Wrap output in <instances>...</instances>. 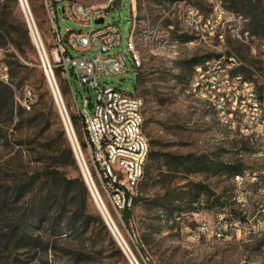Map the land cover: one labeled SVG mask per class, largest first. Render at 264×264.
I'll return each instance as SVG.
<instances>
[{"label":"rangeland","instance_id":"374dc122","mask_svg":"<svg viewBox=\"0 0 264 264\" xmlns=\"http://www.w3.org/2000/svg\"><path fill=\"white\" fill-rule=\"evenodd\" d=\"M88 4H104L106 0H81ZM174 2L182 5H196L204 13L210 7L204 0H122L116 1L109 9L106 22L115 23L120 32L119 46L112 48V53L128 49V38L133 25V12L137 11L136 19V51L141 59V66L136 67L131 52H128V72L109 78L102 77V82L118 88L128 94H137L138 73L142 84L138 94L145 102L144 133L150 147L158 153H171L177 157L176 162L167 165L162 157L148 160L152 168V178H143L138 202L131 210V219L127 222L124 212H116L102 189L101 182L95 171L94 164L83 148L81 141H86L77 110L84 108L88 101V111L92 112L97 99L96 92L87 84H82L70 68L68 80L63 71L56 74L57 55L56 40L52 30L49 12L43 0H27L39 38L43 47L46 65H50L56 84L62 94L77 140L82 150L86 167L94 181L96 190L116 225L124 248L121 249L115 236L108 227L90 189L86 202L85 215L100 216L107 227L95 220L89 225L78 224L72 230L65 224L52 225L45 223L38 214V206L30 210L22 201L10 205L6 211L0 212V229H6L10 217L16 211H27L35 219L34 225H28V234L35 241L26 247L15 248L0 243V264H260L264 260V237L233 236L218 239L215 235L217 226L216 214L226 205L232 211L233 219L242 215L234 204L235 183L231 180L233 170L225 165L231 160L222 149L223 130L218 118L212 110L189 92L190 84L195 75V64L192 59L199 57L206 60H218L227 53L236 52L246 64L261 74L264 71V59L253 54L251 47H258L262 34L252 26V14L264 9V0H222L224 7L233 13L248 19L245 28L253 31L254 37L247 38L244 34L227 28L223 38H204L201 34L184 27L182 20L183 7L172 9ZM259 7V8H258ZM58 10V26L63 38L67 29L80 30L81 27L66 18ZM258 9V11H257ZM20 12L24 19L25 13L20 3ZM258 14V13H257ZM27 21V19H26ZM28 23V22H27ZM98 26V25H97ZM264 27V23L262 24ZM86 30V28L84 29ZM177 42V47L173 45ZM36 46V45H35ZM72 56H79L69 49ZM16 50L11 44L0 46V80L9 83L14 90V101L26 109L32 106L38 97L39 84L34 80L22 81L19 77L12 78L8 64L12 58L9 54ZM30 66L34 61L44 71L40 53H30ZM45 73V71H44ZM250 76V72H246ZM46 76L48 88L54 94ZM63 87V90L61 88ZM55 108L62 117L54 98ZM73 116V121H72ZM58 119L51 117L50 130L43 132L35 124L23 125L18 129L17 119L12 121L8 114L0 117V130L7 135V142L0 141V185L14 181H27L28 178L42 171L51 164L49 153L44 150L47 136L59 140ZM74 122V123H73ZM65 129V127H64ZM66 132V130H65ZM66 137L70 143L69 137ZM234 141H230L233 144ZM71 145V144H70ZM75 156V154H74ZM76 158V156H75ZM77 161V159H76ZM202 163V164H201ZM79 171L82 170L77 161ZM71 177L78 171L74 166L63 168ZM84 178V177H83ZM47 186L39 191V197L47 192ZM32 188L26 190L32 194ZM163 200L167 207L160 208L154 203ZM71 206L65 210L53 206L49 215L69 216ZM156 215L164 220L158 221ZM39 219V220H38ZM40 220H43V222ZM159 222V223H158ZM207 225L208 229H203ZM199 234L198 236H194ZM110 237L122 251L118 254ZM137 262V263H136Z\"/></svg>","mask_w":264,"mask_h":264},{"label":"built area","instance_id":"2783aa9c","mask_svg":"<svg viewBox=\"0 0 264 264\" xmlns=\"http://www.w3.org/2000/svg\"><path fill=\"white\" fill-rule=\"evenodd\" d=\"M116 1L122 0H106L104 4L98 5L81 0H43L55 35L57 65L63 69L68 80L72 68L80 82L96 92L97 102L93 111H88L86 101L84 108L77 110V113L103 192L116 212L120 213L131 209L140 194L150 142L144 133L143 98L101 81L103 76L109 78L128 72V52L132 54L134 65L137 68L141 66L135 43V10L128 49L111 52L113 47L119 46L120 32L115 23L106 22V17ZM204 1L210 7L209 13H204L196 5H182L180 2H174L172 9L183 7L180 19L184 27L204 38L221 39L229 27L248 39L254 37L245 28L248 23L246 17L228 11L222 0ZM60 4L66 18L81 27L80 30L67 29L65 38L58 26ZM27 10L38 33L28 3ZM101 18L104 22L97 23ZM173 46L177 47V42ZM69 49L80 55L72 56ZM251 49L253 54H259L264 59V34L259 46H252ZM194 68L195 75L189 92L198 97L206 109L212 110L218 118L223 130L221 147L232 156L231 160L225 161V165L233 170V207L236 206L242 215L239 219H233L232 211L226 204L216 214L215 235L224 240L233 236L239 239L264 237V71L259 74L233 51L218 60L200 62ZM246 72H250V76ZM69 123L75 134L71 120ZM230 141H234L233 144ZM78 150L82 156L79 145ZM95 196L106 207L97 190ZM108 225L119 234L110 214ZM206 226L203 227L205 231L208 229ZM198 235L195 233L194 236ZM260 264H264V260Z\"/></svg>","mask_w":264,"mask_h":264},{"label":"trees","instance_id":"16d2710c","mask_svg":"<svg viewBox=\"0 0 264 264\" xmlns=\"http://www.w3.org/2000/svg\"><path fill=\"white\" fill-rule=\"evenodd\" d=\"M257 13L252 14L251 23L253 29L255 31L261 30L263 36L264 27H262V24L264 23V9L262 12L258 11ZM251 33L254 34L253 31ZM7 44H11L16 50L15 53L9 54V57L12 58V61L8 64L10 76L12 78L19 77L22 81L34 80L35 83L39 84L41 91L38 94L36 102L29 109H26L22 104L15 103L13 97L14 90L11 85L0 80V117L8 114L12 121L17 119L18 129L23 125L35 124L43 132L50 130L51 117H55L59 120L60 138L59 140H55L50 135L47 136L44 150L46 149L49 153L51 162L49 166L40 172L32 174L27 181L19 180L14 181L12 185L8 183L0 185V212L6 211V208L10 205H15L22 201L24 205L28 206L26 210H30L37 205V212L40 214V218L42 219V217L47 216V219H43L44 222L51 221L53 226L62 223L67 228L74 230L79 223L82 226H87L91 221L95 220L107 231L108 229L100 216L85 215L89 189L79 171L72 146L66 137L64 126L55 108L54 98L48 88L45 73L39 67L37 61H34L33 66L28 64L29 62H33L30 59V53H36V46L32 40L29 25L20 12L19 0H0V46H6ZM203 61L205 59L199 57L192 59V63L195 65ZM61 71L63 69L58 66L56 68V74H59ZM136 84L138 94L140 85L142 84V77L139 73ZM61 88L63 90L62 86ZM0 141L7 142V135L1 130ZM81 145L83 148H86V141H81ZM157 156L162 157L167 165L177 160V157L171 153H158L150 147L148 160ZM66 166H74L78 174L75 177H71L63 170ZM150 166L148 163L145 165V178H152L153 176ZM45 185L47 186V192L44 196L39 197V191V193L37 191L33 192L34 189H41ZM29 188H32L31 192L33 193L31 195H28L26 191ZM137 202L138 197L135 199L134 206ZM154 204L160 208L167 207L162 199L156 201ZM223 204H227V202L223 200ZM56 205L62 207L63 210L67 206H71V214L63 218L61 216L53 217V215H49L52 207ZM132 208L124 211V217L127 222L131 219ZM18 211L12 215L13 217H10L6 229H0V243L10 245L14 242L16 249L26 247L30 243H35L27 231L29 224L34 225V217L32 215L29 216L27 211ZM156 217L159 222L164 220L159 215H156ZM43 220H40V223ZM110 240L118 254L122 256V251L117 247L115 241L111 237Z\"/></svg>","mask_w":264,"mask_h":264},{"label":"water","instance_id":"95a60500","mask_svg":"<svg viewBox=\"0 0 264 264\" xmlns=\"http://www.w3.org/2000/svg\"><path fill=\"white\" fill-rule=\"evenodd\" d=\"M19 1H20L21 5L23 7V10H24V13H25V17H26L27 22L29 24V29H30V33H31L32 40H33L34 44L36 45V47H37V49H38V51L40 53V57H41V60H42V66H43L44 71H45V73L47 75V78H48V80L50 82L51 89L53 91L54 98H55L56 103L58 105V108H59V111H60V114H61V117H62V121H63L64 127H65V130H66V133H67V135L69 137L70 144L72 146L73 152H74V154L76 156V159H77V161L79 163V166H80V168L82 170L84 180L86 182L87 187L90 189V191H91V193H92V195H93V197H94V199H95V201H96V203H97V205H98V207H99V209H100V211H101V213H102V215H103V217H104V219H105V221H106V223L108 225L107 216L105 215L104 211L102 210L101 206L99 205V202L96 199V196H95V193L93 191V188H92V186H91V184H90V182L88 180L87 173L89 174V172H88V170L86 168V165L84 163V160H83V158H82L79 150L77 149V146L75 144L74 138L72 136V132H71L72 129L70 127V123H69L68 118L65 115V112L63 111L62 106L60 104V100H59V97H58V94H57V91H56L57 85H56V82H55V79H54V75L51 72V70L49 69V66L46 65V63L44 61L43 52H42L43 51L42 43H41V40L39 38V35H38L37 31H36V28L31 23L30 14H29V12L27 10V1L26 0H19ZM103 22H104V19L103 18L97 20V23H103ZM53 81H54V83L56 85V88L54 86ZM57 90H58V88H57ZM108 227H109V225H108ZM110 230L113 233V235L115 236V238H116L117 242L119 243V245L121 246V249L129 257V255L127 254V252H126V250L124 248V245H123L124 241H123V239L121 241L119 239L118 235L114 232V230L112 228H110Z\"/></svg>","mask_w":264,"mask_h":264},{"label":"bare ground","instance_id":"6f19581e","mask_svg":"<svg viewBox=\"0 0 264 264\" xmlns=\"http://www.w3.org/2000/svg\"><path fill=\"white\" fill-rule=\"evenodd\" d=\"M53 83H54V81H53ZM56 85H57V88H58V90H57V88H56ZM55 85V83H54V86H55V88H56V91H57V94H58V97H59V100H60V104H61V106H62V109H63V111L65 112V115L67 116L68 115V120L70 121V117H69V114H68V111H67V109H66V106H65V103H63L61 100L63 99L62 98V94H61V91H60V89H59V86H58V84H56ZM71 125V124H70ZM71 132H72V136H73V138H74V141H75V144H76V146H77V149H78V145H79V143H78V141H77V139L75 138V134L73 133V130H71ZM78 144V145H77ZM80 146V145H79ZM81 153H82V150H81ZM83 154V153H82ZM87 177H88V180H89V182H90V184H91V186H92V188H93V191L95 192V194H96V187H95V184H94V181H92L93 179L91 178V176H90V174H88L87 173ZM99 201V200H98ZM100 203V202H99ZM100 206H101V208H102V210L104 211V213H105V215L107 216V218L109 219V212H108V210H107V208L106 207H103V205L100 203ZM116 231V230H115ZM116 233H117V231H116ZM118 234V233H117ZM118 237H119V239L122 241V238L119 236V234H118ZM124 244V243H123Z\"/></svg>","mask_w":264,"mask_h":264}]
</instances>
